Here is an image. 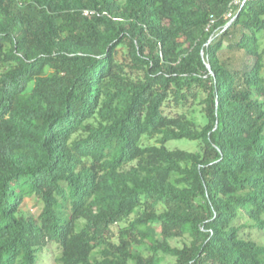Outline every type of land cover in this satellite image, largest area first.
I'll list each match as a JSON object with an SVG mask.
<instances>
[{
	"label": "trees",
	"instance_id": "trees-1",
	"mask_svg": "<svg viewBox=\"0 0 264 264\" xmlns=\"http://www.w3.org/2000/svg\"><path fill=\"white\" fill-rule=\"evenodd\" d=\"M0 264H264V0H0Z\"/></svg>",
	"mask_w": 264,
	"mask_h": 264
},
{
	"label": "rangeland",
	"instance_id": "rangeland-1",
	"mask_svg": "<svg viewBox=\"0 0 264 264\" xmlns=\"http://www.w3.org/2000/svg\"><path fill=\"white\" fill-rule=\"evenodd\" d=\"M160 137L159 134L157 133H154L150 136H146L144 139H143V142L144 143H153V142H158V138ZM170 146H174V145H178L180 147H183V148H187V149H196L197 147V143L196 142H192V141H188L186 139H179V140H173L171 141L170 143ZM22 211L24 213H32V214H35L37 212V206H36V203H35V199L33 198H30V197H26L24 202H23V205H22ZM172 244H175L174 241L171 242ZM167 261L171 260L169 257L166 258Z\"/></svg>",
	"mask_w": 264,
	"mask_h": 264
},
{
	"label": "built area",
	"instance_id": "built-area-1",
	"mask_svg": "<svg viewBox=\"0 0 264 264\" xmlns=\"http://www.w3.org/2000/svg\"><path fill=\"white\" fill-rule=\"evenodd\" d=\"M84 13H86V14H87V11H85Z\"/></svg>",
	"mask_w": 264,
	"mask_h": 264
}]
</instances>
